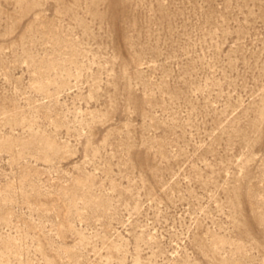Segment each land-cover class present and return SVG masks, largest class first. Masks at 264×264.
<instances>
[{
	"label": "rangeland",
	"instance_id": "1",
	"mask_svg": "<svg viewBox=\"0 0 264 264\" xmlns=\"http://www.w3.org/2000/svg\"><path fill=\"white\" fill-rule=\"evenodd\" d=\"M0 264H264V0H0Z\"/></svg>",
	"mask_w": 264,
	"mask_h": 264
}]
</instances>
